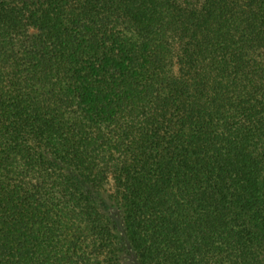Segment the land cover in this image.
I'll use <instances>...</instances> for the list:
<instances>
[{"label": "trees", "instance_id": "16d2710c", "mask_svg": "<svg viewBox=\"0 0 264 264\" xmlns=\"http://www.w3.org/2000/svg\"><path fill=\"white\" fill-rule=\"evenodd\" d=\"M264 264V0H0V264Z\"/></svg>", "mask_w": 264, "mask_h": 264}, {"label": "rangeland", "instance_id": "374dc122", "mask_svg": "<svg viewBox=\"0 0 264 264\" xmlns=\"http://www.w3.org/2000/svg\"><path fill=\"white\" fill-rule=\"evenodd\" d=\"M123 258L126 264H137L133 253L130 250H128V253Z\"/></svg>", "mask_w": 264, "mask_h": 264}]
</instances>
